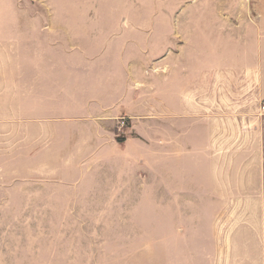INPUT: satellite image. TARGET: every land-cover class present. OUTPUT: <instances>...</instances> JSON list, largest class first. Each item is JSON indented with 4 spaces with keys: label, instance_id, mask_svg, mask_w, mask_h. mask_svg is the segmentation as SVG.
<instances>
[{
    "label": "rangeland",
    "instance_id": "rangeland-1",
    "mask_svg": "<svg viewBox=\"0 0 264 264\" xmlns=\"http://www.w3.org/2000/svg\"><path fill=\"white\" fill-rule=\"evenodd\" d=\"M196 37L242 61L264 0H0V264H211L163 186V76Z\"/></svg>",
    "mask_w": 264,
    "mask_h": 264
},
{
    "label": "crops",
    "instance_id": "crops-1",
    "mask_svg": "<svg viewBox=\"0 0 264 264\" xmlns=\"http://www.w3.org/2000/svg\"><path fill=\"white\" fill-rule=\"evenodd\" d=\"M244 42L242 61L220 64L196 37L163 76L165 197L211 264H264V39Z\"/></svg>",
    "mask_w": 264,
    "mask_h": 264
},
{
    "label": "built area",
    "instance_id": "built-area-1",
    "mask_svg": "<svg viewBox=\"0 0 264 264\" xmlns=\"http://www.w3.org/2000/svg\"><path fill=\"white\" fill-rule=\"evenodd\" d=\"M259 111L262 115H264V101L261 103L260 107H259Z\"/></svg>",
    "mask_w": 264,
    "mask_h": 264
}]
</instances>
